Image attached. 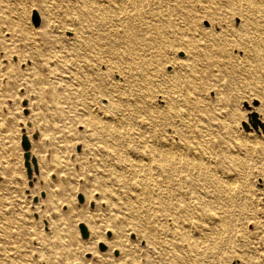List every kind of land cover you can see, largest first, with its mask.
Instances as JSON below:
<instances>
[{"label":"bare ground","instance_id":"bare-ground-1","mask_svg":"<svg viewBox=\"0 0 264 264\" xmlns=\"http://www.w3.org/2000/svg\"><path fill=\"white\" fill-rule=\"evenodd\" d=\"M245 1L250 12L229 1L198 7L190 0H67L75 18L63 31H70L72 37L64 38L57 20L49 16L41 21L38 32L20 31L16 41L26 51L18 62L29 61L38 68L43 60L51 68L52 62L45 57H62L70 49L83 54L88 64H95L91 102L83 121L93 137L87 143L122 173L123 169L139 170V176H120L126 184L136 182V200L156 205L154 211L144 209L138 216L134 214L136 217L125 214L126 219L134 220L128 231L135 232L136 241H144L145 246L138 247L117 235L111 248H118L120 256L112 264H218L223 245L250 247L242 228L246 218L256 224L255 240L264 241V207L248 213L244 210L250 204L234 206L233 196L238 193L235 183L217 174L219 169L226 170V164L237 162L235 151L246 150L256 140L240 137L226 123V114L221 109L213 111L199 90L166 91L162 87L177 80L183 69L191 71L197 53L205 54L211 47L226 53L227 41L250 36L253 31L260 33L264 10L260 2ZM236 18L238 25L232 21ZM202 19L209 21L208 29L198 27ZM4 20L0 22L7 23ZM6 27L12 29L9 24ZM165 46L172 52L182 51L184 57L166 54ZM253 48L261 47L253 44L244 55L254 62L260 76L264 73V50ZM112 65L122 81L108 79L99 67L107 70ZM165 65H171L172 70L166 73ZM158 87L165 91L156 90ZM102 97L106 102L100 106L98 99ZM165 125L170 133L159 132ZM260 141L264 152V140ZM215 146L219 150L214 151ZM130 154H134L133 159L128 158ZM31 158L35 160L30 155L29 162ZM35 165L36 160L34 169ZM215 201L220 207L213 206ZM0 230L24 236L27 226L0 212ZM246 264H264V252Z\"/></svg>","mask_w":264,"mask_h":264},{"label":"rangeland","instance_id":"rangeland-1","mask_svg":"<svg viewBox=\"0 0 264 264\" xmlns=\"http://www.w3.org/2000/svg\"><path fill=\"white\" fill-rule=\"evenodd\" d=\"M225 1L250 12L245 0H190L198 7L221 6ZM249 1L260 2L264 10V0ZM48 16L57 20L60 31L75 18L67 0H0V19L7 22H0V212L27 226L24 236L14 230H0V264H112L120 256L118 248H111L117 235L138 247L145 246L144 241H136L135 232L128 231L134 220L126 219L125 214L136 217L144 209L154 211L156 205L136 200V182L126 184L120 176H139V170L123 169L122 173L87 143L93 137L83 121L91 102L95 64H88L83 54L70 49L62 57L47 55L51 68L43 60L38 68L29 61H17L26 51L16 41L20 31L38 32ZM232 21L239 24L237 18ZM8 24L11 30L5 29ZM198 27L208 29L209 21L200 20ZM253 32L227 41L226 53L212 47L205 54L197 53L191 71L183 69L177 80L162 85L166 91L199 90L213 111L221 109L226 114V123L240 137L256 140L246 150L235 151L236 163H228L226 170L217 172L222 180L235 183L238 193L232 204H250L244 210L248 213L264 207V152L260 141L264 140V73L259 76L254 62L244 55L253 44L264 50V26L260 33ZM61 34L64 38L73 35L70 31ZM169 48L165 46L164 51ZM165 53H173L177 59L184 57L182 51ZM113 65L107 70L99 67L108 79L122 81L113 72ZM170 67L165 65L164 71H171ZM98 100L100 106L106 102L103 97ZM153 102L162 105L161 101ZM158 130L170 133L166 125ZM25 140L36 160L35 169L31 162L29 168L25 165ZM214 148L219 150V146ZM213 156L219 167V160ZM128 158L133 159L134 154ZM213 206L220 207V202L215 201ZM245 221L242 228L250 247L223 245L218 264H246L249 258L264 252V241L255 240L256 224L247 218Z\"/></svg>","mask_w":264,"mask_h":264},{"label":"water","instance_id":"water-1","mask_svg":"<svg viewBox=\"0 0 264 264\" xmlns=\"http://www.w3.org/2000/svg\"><path fill=\"white\" fill-rule=\"evenodd\" d=\"M37 25V24H36ZM33 138L35 139L36 138V135H33ZM23 146H24V149H25V154H24V158H25V165L27 168H29L30 166V151H29V142L28 141H24L23 143ZM31 162L33 163V165L35 164V160L33 158H31Z\"/></svg>","mask_w":264,"mask_h":264}]
</instances>
